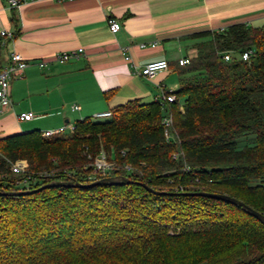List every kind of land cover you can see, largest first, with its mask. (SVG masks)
<instances>
[{"label": "trees", "instance_id": "obj_1", "mask_svg": "<svg viewBox=\"0 0 264 264\" xmlns=\"http://www.w3.org/2000/svg\"><path fill=\"white\" fill-rule=\"evenodd\" d=\"M190 37L203 41L176 64L171 141L155 101L128 102L52 138L0 139V264H264L263 224L240 207L187 195L223 194L264 216V26ZM245 51L252 55L242 61ZM101 153L120 170L96 172ZM19 159L24 175L11 172ZM27 176L28 187L16 189ZM110 176L126 182L7 194Z\"/></svg>", "mask_w": 264, "mask_h": 264}, {"label": "crops", "instance_id": "obj_2", "mask_svg": "<svg viewBox=\"0 0 264 264\" xmlns=\"http://www.w3.org/2000/svg\"><path fill=\"white\" fill-rule=\"evenodd\" d=\"M109 18L120 24L117 33L109 31ZM233 24L264 26V0H32L17 9L0 0V68L12 54L29 62L23 78L10 83L0 139L56 130L128 102L151 104L162 91L176 92L178 60L193 59L203 41L190 36ZM154 42V48H139ZM78 49V60H53ZM161 60L166 71L151 79L139 74ZM27 112L34 119L18 122Z\"/></svg>", "mask_w": 264, "mask_h": 264}, {"label": "built area", "instance_id": "obj_3", "mask_svg": "<svg viewBox=\"0 0 264 264\" xmlns=\"http://www.w3.org/2000/svg\"><path fill=\"white\" fill-rule=\"evenodd\" d=\"M32 0H6L7 4L11 8H19L22 4L29 2ZM66 1H72V0H66ZM107 26L109 31L114 34L117 33L120 30V24L114 20L109 18L107 20ZM225 28L219 29L217 32H222ZM1 36H8L5 32H1ZM157 45V43H151V44H139V48L144 49L147 46L150 48H154ZM83 53L82 49L78 50H72L69 52H61L58 54H55L53 57V60L57 63H67L70 61L78 60L81 58ZM252 55L251 51H245L241 54L240 58L242 61H247L250 56ZM222 58L225 62L230 61V54L224 53L222 54ZM125 60H129V58H125ZM189 62V59L182 58L178 60V64L180 66L186 65ZM36 66L39 68L45 67L44 61H37L35 62ZM29 66V62L24 60L19 54H12L10 57V63L6 66H3L0 68V112L1 109L5 106L10 105V98H9V86L11 81L16 79L23 78L24 70ZM168 69V63L167 61L161 60L156 62H150L146 64L144 67H142L139 71V74L146 78L151 79L153 78L157 73L166 71ZM175 101V95L172 92H164L162 91L160 95L155 99V102H157L163 111H165V114L162 118V125L164 128V138L166 141L172 140V115L169 111V106ZM72 110L77 111V107H73ZM111 112H103L94 114L92 118H110ZM18 122H30L34 119V115L31 112L27 113H21L17 117ZM68 131V133H72L75 131V124H68L66 126H63L61 128H58L56 130H49L44 131L40 133L42 138H52L56 136H60L65 134ZM178 155H174L173 159H176ZM94 170L96 172H99L102 175L108 174L113 171L112 165L106 160V157L103 153H101L94 161L93 163ZM27 165L22 161H17L14 164L11 165V172L17 175H24L26 174ZM125 169L128 171L129 167H125ZM29 180V177H24L22 182H19V184H27V181Z\"/></svg>", "mask_w": 264, "mask_h": 264}, {"label": "water", "instance_id": "obj_4", "mask_svg": "<svg viewBox=\"0 0 264 264\" xmlns=\"http://www.w3.org/2000/svg\"><path fill=\"white\" fill-rule=\"evenodd\" d=\"M122 182H126V178L123 177H114V176H110V177H106L104 179L101 180H97L94 182H91L89 184H72V183H65V182H59V181H51L47 184H44L42 186H40L37 189L34 190H27V191H18V192H9L7 193L8 195H23V194H31L46 188H51V187H60V186H75V187H79V188H92V187H96V186H100L102 184H109V185H118L121 184ZM145 188L156 194V195H161L163 194L162 192H154L152 190H150L149 188H147L145 186ZM187 195H196V196H202V197H206V198H210V199H215V200H219L228 204H231L233 206L236 207H240L245 213H247L248 215H250L251 217L255 218L256 220H258L261 224L264 225V216L262 214H259L258 212L254 211L253 209L249 208L248 206H246L245 204H243L242 202L228 197L226 195L223 194H212V193H205V192H197V193H187Z\"/></svg>", "mask_w": 264, "mask_h": 264}, {"label": "rangeland", "instance_id": "obj_5", "mask_svg": "<svg viewBox=\"0 0 264 264\" xmlns=\"http://www.w3.org/2000/svg\"><path fill=\"white\" fill-rule=\"evenodd\" d=\"M237 57H238V56H237ZM89 118H90L92 121H95V122H101V121H105V120H107L106 118H97V119H94V118H92V116L89 117ZM65 134H68V131H67ZM18 161H19V162H20V161L24 162V163L27 165V168H28V163H27L26 160L19 159ZM113 161H114L113 159H111V160L109 161V163L112 165V169H113V171H119V170H120V166L117 165L116 163H114ZM26 172H27V169H26ZM111 173H112V172H111ZM27 187H28V186L25 185V184H19V185L16 186V189L22 190L23 188H27Z\"/></svg>", "mask_w": 264, "mask_h": 264}]
</instances>
